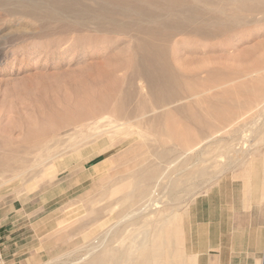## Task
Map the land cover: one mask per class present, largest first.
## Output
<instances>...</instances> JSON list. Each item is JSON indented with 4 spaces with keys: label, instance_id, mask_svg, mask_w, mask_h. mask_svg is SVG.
Listing matches in <instances>:
<instances>
[{
    "label": "rangeland",
    "instance_id": "rangeland-1",
    "mask_svg": "<svg viewBox=\"0 0 264 264\" xmlns=\"http://www.w3.org/2000/svg\"><path fill=\"white\" fill-rule=\"evenodd\" d=\"M246 4L250 6L252 1L247 0ZM263 4L254 11L234 10L236 25L231 32L220 37L219 41H211L212 43L209 41L210 44L200 43L201 41L192 42L178 47L177 55L180 61L177 60L175 66L172 64L175 70L178 68L177 72L197 71V74H201V66L224 71L223 74L219 72V76L210 80L211 76H206L207 69H203V72L207 70L205 75L203 73L199 75L201 85L198 91L201 103L199 108L194 104L189 106L192 111L199 114L203 124L209 125L205 126L204 130L198 129L193 124H187L172 110L168 112L167 124L157 125L163 126V130H166L167 125L174 121L175 134L172 138L164 132V135L159 131L152 132L143 119L133 122L140 123L135 125L106 115L64 129L57 136L47 137L43 140L44 146L40 149L33 148L34 141L31 140V143L27 141L25 138L27 132L56 127L48 117L55 109L61 107V104L64 105L63 107L69 101L67 106L73 104L74 100L71 99L74 96L76 76L78 75V78L85 76L83 79H88L87 75H79L80 71L91 61L104 60L103 55H105V59L112 58L110 61L112 67L117 66V78H124L128 75L124 65L131 62L129 58H132L134 52L128 45L127 37L118 36V38L114 34L107 36L113 39L112 41L109 39L111 43L107 40V46L105 41V44L101 43L98 38L94 39V42L91 41L92 44L89 41L90 44L85 42L84 45L76 46L73 43L76 33L70 32L67 35L66 32H60L55 28L54 21L39 20L19 10H11L12 7L0 6V144L2 145L0 151L4 146L14 150L16 146L18 148L28 146L27 148L30 147L34 151L31 150L28 154L13 153L10 167L7 170L2 167L0 170V209L3 210V216H0V246L5 264H64L83 257L92 247L91 245H94V240L106 238L111 224L116 221L115 216L126 215V210H131L125 195L131 192L134 182L133 173L143 162L145 165L148 164L147 167L153 164L160 165L162 172L166 169L163 174L170 169L166 175L175 174L173 176L176 178H183L187 172L189 174L199 170L204 172L203 175L193 179L184 177V192H179L175 199L168 195L171 187L165 191L169 181L161 178L162 176L158 180L159 191L161 194L166 192L162 198L161 211L164 214L161 216H168L167 222L158 226L171 228L175 224L178 225V242L171 238L170 246L178 253L180 264H197L195 257L188 250L185 226L188 208L197 197L228 182L234 184L236 189L243 188L245 195L259 193L260 201L264 203ZM47 28L49 31H45ZM60 33L61 38L70 35H73V38L70 36L71 41L68 38L63 40L59 38ZM37 35L40 38H37L39 37ZM54 35L58 36L59 44H57L58 38ZM47 40L50 42H45ZM95 40H98L101 46L98 47L99 43ZM49 43L54 45L51 47ZM95 44L96 46H93ZM47 45H50L49 51L48 48L46 49ZM59 45L63 46L58 48ZM91 45L93 48L89 47ZM39 46H42V49L44 46L45 49L42 50ZM182 58L185 62L178 64ZM69 67L71 74L73 72L72 75L69 73ZM187 68L189 70H185ZM214 68L211 70H215ZM228 73L229 75L231 73L228 77H231L230 80H226ZM50 75L53 76L47 79ZM202 75H204L203 79ZM56 76H59L60 80H57ZM69 78L71 84L68 82ZM54 80L59 82L55 83ZM72 83L73 86L69 87L68 85L71 86ZM50 87L53 90H49ZM56 87L57 90L54 89ZM147 105L149 110H152L153 104L147 103ZM208 106L211 109L218 107L221 112L223 110L226 118L224 116L214 118V115H210ZM164 110L161 109L159 112L162 113ZM126 113L124 112L123 116H126ZM211 121L213 124L210 123ZM211 127H214L212 132H210ZM201 131L203 133H200ZM179 137L181 141L178 140ZM176 138L177 141L174 140ZM2 139H5L4 145ZM184 140L187 142L183 144L186 150H181V142L184 143ZM165 141L168 142L167 146ZM47 146L50 148L47 149ZM163 147H173L174 151H171L172 154L169 153L167 159L158 161L154 156V150L162 151ZM126 150L129 151L128 155ZM257 150L261 151L257 152ZM137 151L141 152L137 153ZM130 156L134 160L132 158L130 160ZM107 160L110 163L98 169L102 173V178H97L99 172L95 174L94 168ZM124 184H127L128 188L124 189ZM98 211L100 214L97 215ZM90 216H100L94 226L89 224ZM128 233L130 235L131 230ZM127 243H130V240H127ZM115 246L119 247L121 244L117 243Z\"/></svg>",
    "mask_w": 264,
    "mask_h": 264
},
{
    "label": "bare ground",
    "instance_id": "bare-ground-1",
    "mask_svg": "<svg viewBox=\"0 0 264 264\" xmlns=\"http://www.w3.org/2000/svg\"><path fill=\"white\" fill-rule=\"evenodd\" d=\"M246 1L245 0H0V6L12 7L13 9L11 10L14 9L17 11L19 10L39 20H52L56 24L55 28L57 30H60V32L61 31L66 32L67 35L70 34V32L72 34L76 33L74 38L73 35L72 36L70 35L73 38V43L76 46L82 45L85 42L90 44L91 41L94 42V39L96 38H98V40L101 41V43L103 42L105 44L106 42V46H107L108 45L107 40L108 41L109 39L110 41L113 40L110 36H109L110 38L107 36L114 34L117 37L118 36L127 37L128 45L129 47H131L132 51L134 52L133 56L131 55L132 58H129V60L131 59V62H129V64L127 63L124 65L125 70L128 73L127 76L124 75L125 76L124 78H117L116 76L117 66L115 68L112 67L111 66L112 64L110 62L112 58L107 57L105 59V55H103L104 60H100L97 62L91 61L92 63L90 62V64H87V66L83 70L77 68L81 70L79 75L81 76L87 75L88 79L84 80L83 78H85V76L83 78L81 77L78 78L77 75L76 79L77 78L78 79L74 80L75 81L74 96H72L71 99V101L74 100L73 104L71 103V105L69 104L67 106V103H69L70 101L69 102L66 101L67 103L65 107H63L64 105L61 104V107H59L57 110L55 109V111L49 115L48 118L52 122H54L56 127L53 129L43 128L42 130L38 129L35 131H30L29 133L27 132L25 138L27 139V141L29 140V143L34 141L33 143L34 149H40L44 146L43 140H45L47 137H50L51 135L57 136L64 129L74 126H79L80 124L86 121L95 119L99 116H106V115L114 116L118 121H124L127 124H135V125H139L140 123L137 122L136 124L133 122L143 119L145 120L146 124L148 125L149 129L152 132L157 133L159 131V133H162L163 135L164 133H167V135H169V137L172 138V136L175 134L174 133L175 129L173 128L174 121H172L169 125H167L168 127L166 128V130H163V126L162 127L157 126L161 124L163 125L167 124L166 118L170 110H172L178 117L184 119L187 122V124H191V125L193 124L198 129L204 130L205 126H209V125L203 124L200 120L199 114H197V112L195 111H192L191 110L192 108L189 105L194 104L198 108L200 106L201 97L198 88L201 85L199 80V78L201 77H199V75H201L202 73L203 74L206 73V71L208 70L206 76H211L209 78L210 80L211 78L219 76L220 74L219 72L222 71L221 70L219 71V69L217 70L214 67L212 68H214L215 70H211L212 68L211 69L202 68L201 66L202 64H201L200 65L201 69L197 67L198 69H200V71L202 70L201 74H197V71L194 73L186 72V71L182 72L183 70L181 69H180L181 72H177L178 68L177 70H175L172 64H174L175 66L176 61L179 60V57L177 55L179 46L184 44H189L192 42L199 43L201 41L200 43H203L209 41L215 42L216 40L219 41L220 37H222L227 32H231L236 25V22L234 21L235 15L233 14L234 10L237 11V9L238 10L240 9L245 11L246 10L254 11L259 9L261 5L264 3V0H250L252 1V4L250 6H247ZM29 21L31 20L29 19ZM44 26L45 25H43V27ZM51 26L49 28H51ZM49 28H47L45 31H49ZM51 30L53 31V29ZM41 31H43V28ZM52 31H50V33H52ZM21 33L23 34V32H20V34ZM38 33L39 32H37V34ZM16 36L18 39L19 38L18 34ZM19 36L22 37V35ZM41 36H43V34H41ZM59 36H60L59 38H61L62 34L60 33ZM69 37L67 38L68 40L71 41ZM37 38H40V36ZM56 38H58V36ZM59 38L57 40L58 43L56 42V40H54L57 44H59ZM67 38L63 36V38L61 39L64 40ZM118 38L117 41H119ZM34 39L36 40V38ZM19 40H21V38ZM48 40L45 42H50ZM98 40L95 41L98 42ZM110 41L109 43H111ZM113 42L115 43V41ZM43 43L42 45L45 44ZM61 43L64 44V41ZM73 43L72 45H74ZM101 43L98 44V47L99 45L101 46ZM104 44L103 46H105ZM39 45H41V43ZM50 45L46 46V49L48 48V51ZM52 45L54 44L52 43ZM110 45L113 46L112 44ZM44 46L43 48L45 49ZM60 46L61 45H59L58 48H60ZM93 46H96V44ZM89 47L91 48L92 45ZM117 48L119 49V47ZM40 49H42V46L40 47ZM83 49L85 50L84 46ZM52 50L50 51L51 53ZM129 53L130 54L132 53L130 51V48H129ZM206 53L207 52H205V54ZM77 54L79 55V53ZM190 55L191 54H189V56ZM199 55L201 56V53ZM207 56H209V54ZM207 56H205V58ZM197 57H199L198 54ZM184 62L185 60H183L182 58V61L179 62L178 64ZM70 68L71 67H69V70ZM53 69L56 70V68ZM203 69H207V70L203 72L204 71ZM75 70L74 72H76ZM185 70H189V68ZM59 72L58 74H60ZM69 73L71 74V70ZM63 75L64 74H62V76ZM204 75H202V79ZM230 75L229 73L227 74V78L225 77L226 80H230L231 77L228 78ZM52 76L51 75L47 76V79H49ZM58 77L56 76V79L60 80V78L58 79ZM63 77L61 78L62 80ZM137 79H139L140 81H136ZM71 81L73 82V79ZM68 82H70V78L68 79ZM136 82H139V84L137 83L138 87ZM73 83L70 86L71 84L70 82L68 86L72 87ZM43 84H45L44 81ZM49 84H51V82ZM51 88L52 87H50L49 90H53V88L52 89ZM54 89L57 90V87ZM147 103L153 104L152 110L151 109L149 110ZM209 106L211 107V104ZM209 106L208 109H210L209 111L210 115L211 114L214 115V118L215 116H224L223 110L221 112V110L218 107H213L211 109L209 108ZM161 109H165V110L162 113H160ZM124 112H127L126 116L124 115L125 117L123 116ZM205 122L207 123V121ZM210 123L213 124L212 121ZM99 126L101 127L102 125ZM85 128L83 127V129ZM211 128L212 130L210 132L214 130L213 129L214 127ZM200 133H203V131H201ZM180 138L181 137H179L178 140H180ZM3 140L5 141V139H2V143ZM174 140L177 141V138ZM23 141L24 140H22V142ZM184 141H185L184 143L181 142V146H182L181 150H186L185 145L183 144L187 142L186 140ZM5 143L6 142H4L3 145ZM25 143L29 144L28 142ZM57 143L58 142H56V144ZM167 143L168 142L165 141L166 145L165 144L163 145L167 146ZM169 145H173V144H169ZM178 146L180 148V145ZM196 146L198 147V145ZM27 147L28 146L25 147L22 146L18 148V146H16L15 148L14 146L13 147L15 148L14 150L8 148L7 146H4L3 150H1L3 152L0 156V170L2 169V167H4L6 170L10 167L9 164L13 153L14 154H17V152H23L24 154L30 153L32 148L30 149V147L29 148ZM49 148L50 147L47 146V149ZM190 150L191 149H189V151ZM148 151L150 153V150ZM154 151H155L154 153L155 158L158 161L159 159H161L162 161L167 159L169 153L172 154L171 151H174V148L163 147L162 151H159L158 149H155ZM32 152L34 151L32 150ZM127 152L129 151L126 150V154ZM138 152L141 151H137V153ZM20 154L21 153H19V155ZM130 158L133 159V157L131 156L129 157V159ZM146 160L148 159L146 158ZM109 163L110 161L107 160L100 166L94 168L95 174L99 172L98 171L99 167H101L102 165L105 166V164H109ZM150 163L151 162H149V164ZM147 165H145L143 162L140 164L137 170L135 169V172L133 173L134 182L132 183L131 186L132 190L129 194H126L127 196L125 195V200L130 203L131 210L129 211L126 210V212H128V213L125 212L126 215L121 214L123 211L122 210L120 213L121 216H115L116 221L113 224H111L110 230L105 236L106 238L103 240L102 239L94 240V245H91L92 247L87 250V252L83 257H80L73 262H67L64 264H180L178 262V253L170 246L171 238H173L174 241L178 242V237H179L178 225L175 224L173 227L171 226V228L168 227L164 228L163 226L162 227L158 226L160 223L167 222L168 219V216H161L164 214L161 211V209H163L162 198L164 195H166L165 191H167L169 187H171V189H169L170 191L168 190V195L172 196L175 199L179 192H184L185 189L184 179H183L184 177L185 179L188 178L193 179L195 177H199L203 175L204 172L201 170L190 174L187 172V174L183 178L182 177L176 178L173 176L175 174L173 175L169 174L168 176L166 175L170 169L167 170V173L163 174V172L166 171V169L162 172L160 165L153 164L151 165V167H147ZM99 173L97 174V178H102V173L100 174ZM127 176H129V174H127ZM160 177L167 179L169 181L167 186H165V191L162 194L161 191H159L158 189V180ZM155 182L156 184H154ZM123 187L124 189L128 188V185L124 184ZM107 206L109 208V204ZM98 214H100L99 211L97 215ZM99 219L100 216H90L89 224L90 225L93 224L92 226H94L99 221ZM130 230L132 233L129 235L128 232ZM127 240H130V243H127ZM117 243H120L121 246L119 247H117L118 245L115 246V244ZM177 248L179 247L177 246Z\"/></svg>",
    "mask_w": 264,
    "mask_h": 264
},
{
    "label": "crops",
    "instance_id": "crops-1",
    "mask_svg": "<svg viewBox=\"0 0 264 264\" xmlns=\"http://www.w3.org/2000/svg\"><path fill=\"white\" fill-rule=\"evenodd\" d=\"M260 200L259 193L245 195L243 188L228 182L197 197L188 208L185 225L188 250L196 263L264 264Z\"/></svg>",
    "mask_w": 264,
    "mask_h": 264
},
{
    "label": "built area",
    "instance_id": "built-area-1",
    "mask_svg": "<svg viewBox=\"0 0 264 264\" xmlns=\"http://www.w3.org/2000/svg\"><path fill=\"white\" fill-rule=\"evenodd\" d=\"M0 264H5V257L1 246H0Z\"/></svg>",
    "mask_w": 264,
    "mask_h": 264
}]
</instances>
